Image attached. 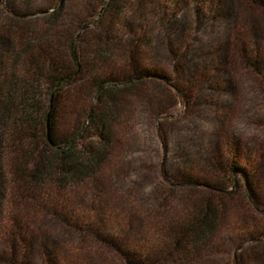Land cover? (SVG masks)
<instances>
[{
  "label": "trees",
  "instance_id": "16d2710c",
  "mask_svg": "<svg viewBox=\"0 0 264 264\" xmlns=\"http://www.w3.org/2000/svg\"><path fill=\"white\" fill-rule=\"evenodd\" d=\"M216 9L204 13L202 0H0V264H96L103 251L119 264H191L204 255L223 229L219 203L231 194L205 171L192 175L183 149L161 163L170 206L152 223L129 200L108 198L107 181L120 143L115 127L130 121L136 100L151 102L145 89L182 92L194 80L209 88L204 69L219 65L224 47L202 33ZM158 46L169 73L149 66ZM246 64L259 74L264 59ZM163 146L165 160L166 139ZM209 160L207 172L254 195L236 147ZM175 197L184 204L178 213ZM144 226L160 228L162 245L144 243Z\"/></svg>",
  "mask_w": 264,
  "mask_h": 264
},
{
  "label": "rangeland",
  "instance_id": "374dc122",
  "mask_svg": "<svg viewBox=\"0 0 264 264\" xmlns=\"http://www.w3.org/2000/svg\"><path fill=\"white\" fill-rule=\"evenodd\" d=\"M44 1L33 0L36 6ZM202 6L206 7L204 13L217 8L213 11L215 17L207 25L203 14H197L202 26L206 25L202 37L217 38L224 47L219 65L204 69L212 78L210 86L205 88L194 80L188 85L189 89L184 87V92H177L171 84L149 86L144 90V98L150 96L151 102L136 100L130 121L115 127V136L120 143L108 169V198L129 200L140 214L154 216L148 220L152 223L170 206V197L165 194L168 191L162 192L165 182H162L161 163L169 165L173 161L172 149L181 148L188 157L186 168L191 169L192 175L201 176L205 171L210 183L221 185L231 194L219 203L224 209L222 231L211 240L204 255L191 259V264H232L229 261L232 258L238 264H264V68L255 74L246 64L249 58L251 61L254 57L264 59V0H202ZM197 16L191 12L187 17L194 22L199 19ZM150 58L149 66L158 64L160 66L154 67L169 73L161 46ZM160 106L162 113L154 119V111ZM165 139L169 154L164 160ZM234 147L256 183L251 197L241 194V188L234 181H225L209 168L206 171L215 151L220 149L225 153ZM126 149H137L138 152L127 153ZM160 196L162 200L158 202L155 198ZM110 199H107V206L113 210H108L112 221L117 214L109 206ZM171 203L175 213L184 207L177 197L171 199ZM9 204L13 210L12 197ZM127 227L123 226L124 229ZM50 228L55 230L56 238H67L68 242L69 233L56 225ZM141 230L144 243L162 245L160 228L144 226ZM132 233L129 237L134 240ZM250 235L257 236V241L248 239ZM102 254L103 259L98 258L96 264H119L110 252L103 251Z\"/></svg>",
  "mask_w": 264,
  "mask_h": 264
}]
</instances>
